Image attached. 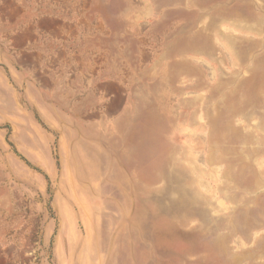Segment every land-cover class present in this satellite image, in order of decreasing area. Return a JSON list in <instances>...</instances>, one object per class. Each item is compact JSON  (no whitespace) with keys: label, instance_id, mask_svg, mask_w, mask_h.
Here are the masks:
<instances>
[{"label":"rangeland","instance_id":"rangeland-1","mask_svg":"<svg viewBox=\"0 0 264 264\" xmlns=\"http://www.w3.org/2000/svg\"><path fill=\"white\" fill-rule=\"evenodd\" d=\"M0 264H264V0H0Z\"/></svg>","mask_w":264,"mask_h":264},{"label":"crops","instance_id":"crops-1","mask_svg":"<svg viewBox=\"0 0 264 264\" xmlns=\"http://www.w3.org/2000/svg\"><path fill=\"white\" fill-rule=\"evenodd\" d=\"M96 155L101 158L104 154H103V149H99L97 150L96 152ZM106 157H107V154H106ZM100 161H93L90 165L92 166V169L96 172V168H95V165L98 164Z\"/></svg>","mask_w":264,"mask_h":264}]
</instances>
